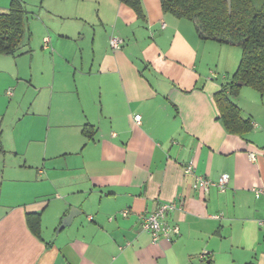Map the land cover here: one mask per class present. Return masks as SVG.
Segmentation results:
<instances>
[{
    "label": "crops",
    "instance_id": "1",
    "mask_svg": "<svg viewBox=\"0 0 264 264\" xmlns=\"http://www.w3.org/2000/svg\"><path fill=\"white\" fill-rule=\"evenodd\" d=\"M20 1L28 42L43 18L36 34L60 66L27 106L0 97V264H218L233 251L264 264V94L239 81L231 97L252 121L244 135L225 128L215 100L241 46L202 38L161 0H141L144 17L122 0ZM189 162L213 180L229 174L227 190L194 188ZM168 201L180 234L155 243L139 215Z\"/></svg>",
    "mask_w": 264,
    "mask_h": 264
},
{
    "label": "trees",
    "instance_id": "2",
    "mask_svg": "<svg viewBox=\"0 0 264 264\" xmlns=\"http://www.w3.org/2000/svg\"><path fill=\"white\" fill-rule=\"evenodd\" d=\"M144 17L141 0H122ZM163 9L180 18L195 21L205 39L237 44L242 48L240 64L232 79L215 94L219 118L232 133L246 134L252 121L242 116L232 100L240 89L239 81L264 94V0H161ZM27 12L20 0H13L6 12L0 13V54H15L28 32ZM92 138V136H91ZM33 231H39V217L29 214Z\"/></svg>",
    "mask_w": 264,
    "mask_h": 264
},
{
    "label": "rangeland",
    "instance_id": "3",
    "mask_svg": "<svg viewBox=\"0 0 264 264\" xmlns=\"http://www.w3.org/2000/svg\"><path fill=\"white\" fill-rule=\"evenodd\" d=\"M42 20L43 18H35V20L32 21L31 26L32 29L35 30V35L29 43V32H27L23 44L15 55L16 57H11L13 58V61H7L4 64H0V97L5 98V103L14 101L18 102L15 106L16 108H20L21 105L24 107L25 105L27 106L28 103L26 104V102L33 99L36 94L34 85L37 83V80L42 81L44 78L43 75L45 74L51 76L53 73V67L58 69L60 66L58 65L59 61H57L56 65V63L50 59L52 56L51 50L43 48L42 36L36 34L38 30L44 28ZM28 25L29 24L27 23V26ZM32 47L34 48V51H29ZM42 51L46 52L47 55H42L40 53ZM32 52H34V57H32ZM8 90H12L13 96H8L6 94ZM1 109L2 105H0V111ZM10 132L11 128L7 129L6 136ZM11 158L14 162L20 160L19 158L16 159L15 156H11L9 161ZM239 253V251H233V254H222L218 258V264H240L239 262L233 261V259L237 258Z\"/></svg>",
    "mask_w": 264,
    "mask_h": 264
},
{
    "label": "built area",
    "instance_id": "4",
    "mask_svg": "<svg viewBox=\"0 0 264 264\" xmlns=\"http://www.w3.org/2000/svg\"><path fill=\"white\" fill-rule=\"evenodd\" d=\"M123 40L118 36L111 37L110 43L113 48H119ZM47 40H45V44ZM9 95H13L12 90H8ZM141 115H135L134 120L136 124L141 123ZM250 157L255 160L256 154L250 153ZM193 162H189L185 166V171L194 175V188H201L205 191H209L211 187H216L220 192H225L228 188L229 174H222L218 180H213L205 175L195 174ZM256 195L260 196L261 190H255ZM180 207L176 201L162 202L159 204L155 211L140 214V226L143 231L149 232L152 236L153 242H158L161 238H165L169 241L175 239L180 234V227L178 224H171L167 220V215L170 211ZM128 210L123 211V215H127ZM218 216V215H217ZM260 224H264V218L259 219ZM207 252L202 253L200 256L204 258Z\"/></svg>",
    "mask_w": 264,
    "mask_h": 264
},
{
    "label": "water",
    "instance_id": "5",
    "mask_svg": "<svg viewBox=\"0 0 264 264\" xmlns=\"http://www.w3.org/2000/svg\"><path fill=\"white\" fill-rule=\"evenodd\" d=\"M228 2V6H229V12H231V9H232V0H227ZM239 84H242V82H239ZM71 220V216H67L63 219V222H62V226L66 225V224H69Z\"/></svg>",
    "mask_w": 264,
    "mask_h": 264
}]
</instances>
